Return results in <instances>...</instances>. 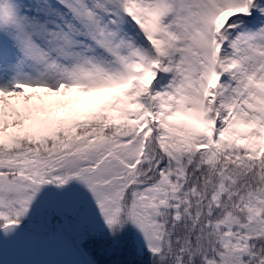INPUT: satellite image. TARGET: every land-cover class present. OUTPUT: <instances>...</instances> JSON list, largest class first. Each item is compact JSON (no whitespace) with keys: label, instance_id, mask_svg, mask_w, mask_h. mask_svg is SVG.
<instances>
[{"label":"snow or ice","instance_id":"6c2138e0","mask_svg":"<svg viewBox=\"0 0 264 264\" xmlns=\"http://www.w3.org/2000/svg\"><path fill=\"white\" fill-rule=\"evenodd\" d=\"M0 264H264V0H0Z\"/></svg>","mask_w":264,"mask_h":264}]
</instances>
